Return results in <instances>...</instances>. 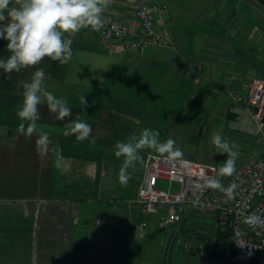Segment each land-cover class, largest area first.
Wrapping results in <instances>:
<instances>
[{
  "label": "crops",
  "instance_id": "0c3cea01",
  "mask_svg": "<svg viewBox=\"0 0 264 264\" xmlns=\"http://www.w3.org/2000/svg\"><path fill=\"white\" fill-rule=\"evenodd\" d=\"M157 1L169 7V47L106 53L86 28L70 37L66 63L45 58L19 73L0 70V264H226L217 255L185 253L181 238L196 234L180 235L177 227L137 238L128 200L142 160L122 185L115 144L145 128L158 131L161 142L178 137L211 85L218 99H230L232 122L250 138L254 120L231 94L244 92L249 77H264V0ZM134 9L135 0H114L102 18L124 20ZM9 55L0 40V58ZM37 68L48 90L67 100L70 119L91 125L94 144L65 136L69 118L55 119L46 105L37 125L52 140L47 153L37 150L38 133L27 139L17 131L21 82Z\"/></svg>",
  "mask_w": 264,
  "mask_h": 264
},
{
  "label": "built area",
  "instance_id": "2783aa9c",
  "mask_svg": "<svg viewBox=\"0 0 264 264\" xmlns=\"http://www.w3.org/2000/svg\"><path fill=\"white\" fill-rule=\"evenodd\" d=\"M168 14L169 7L157 0H135L130 17L102 18L101 30H89L106 53L136 52L146 44L169 47L171 32L164 25ZM231 95L254 120L251 133L255 148L236 166L234 176L222 178L226 187L232 181L237 183L234 197L228 200L222 192L204 186L206 178L216 176L215 164L197 162L186 155L167 159L148 151L141 162L140 181L128 203L135 210L133 227L139 239L159 229L177 227L185 218L208 215L211 220L206 224L223 236L227 245L219 253L226 264H264V77H249L244 92ZM159 180H168V187L159 188ZM172 182L178 187L172 188ZM252 215L260 218L254 226L245 223V218ZM181 247L185 253L213 258L212 247L201 235L183 238Z\"/></svg>",
  "mask_w": 264,
  "mask_h": 264
},
{
  "label": "clouds",
  "instance_id": "9594fccd",
  "mask_svg": "<svg viewBox=\"0 0 264 264\" xmlns=\"http://www.w3.org/2000/svg\"><path fill=\"white\" fill-rule=\"evenodd\" d=\"M113 2L114 0H0V40L6 41V49L10 53L6 59L0 58V70L5 74L19 73L23 69L35 68L45 58L66 63L72 57L70 37L86 28L101 30L104 24L102 14ZM21 86L22 101L17 111L21 122L17 131L27 139L38 133L36 145L40 154L47 153L52 145L50 135L38 129L41 105H46L57 120L69 118L65 125V136L74 135L80 142H96V137L91 136V125L79 119H70L72 110L68 107L67 100L48 90L43 68H37L31 80L21 82ZM82 103L84 106L87 104L84 97ZM159 135L158 131L145 128L138 137L133 135L125 141L116 142L115 156L123 157L118 171L119 183L126 185L129 182V169L143 159L140 155L143 149H152L167 159L182 157L183 153L176 147L174 139L169 137L161 142ZM211 142L227 158L216 170L215 177L205 179L204 186L222 192L226 199L231 200L238 185L232 181L226 187L222 178L236 173V161L239 157L237 146L226 141L219 132L212 136ZM259 222L260 218L256 215L245 218V223L249 225L254 226Z\"/></svg>",
  "mask_w": 264,
  "mask_h": 264
},
{
  "label": "rangeland",
  "instance_id": "374dc122",
  "mask_svg": "<svg viewBox=\"0 0 264 264\" xmlns=\"http://www.w3.org/2000/svg\"><path fill=\"white\" fill-rule=\"evenodd\" d=\"M214 89L213 85H211V96L206 97L204 100L196 101L197 107L194 121L189 124L187 129L182 128L178 137H172V139L175 140L176 147L182 151L183 155L197 162L215 164L219 168L221 163L227 158L226 154L218 150L211 142L212 136L219 132L226 141L234 143L237 146L239 152V157L236 161L237 166L245 158V155L250 152V146L253 144L252 133H248L250 138H242V133L236 129V123L232 122L233 118L231 119V115H229L231 113L229 112L231 107L229 104L231 102L230 99L226 97L218 99L214 96ZM138 178V174L133 176V183L135 181L139 183L140 178L139 180ZM170 184L172 188L178 187L176 182ZM168 185V180H159L157 186L166 189ZM209 220L211 218L208 215L189 217L184 219L175 228V231H179L180 235L195 233L196 235L205 237L207 245L213 249V255L221 258L218 252H216L220 246L218 240L220 235L206 224ZM213 236L216 240L212 242ZM174 237L176 236L174 235ZM182 240L183 238H181Z\"/></svg>",
  "mask_w": 264,
  "mask_h": 264
},
{
  "label": "trees",
  "instance_id": "16d2710c",
  "mask_svg": "<svg viewBox=\"0 0 264 264\" xmlns=\"http://www.w3.org/2000/svg\"><path fill=\"white\" fill-rule=\"evenodd\" d=\"M218 240H219V245L220 246L218 247V249H217L216 252H221L227 245H226V243L224 241V237L223 236L220 235V237L218 238Z\"/></svg>",
  "mask_w": 264,
  "mask_h": 264
},
{
  "label": "water",
  "instance_id": "95a60500",
  "mask_svg": "<svg viewBox=\"0 0 264 264\" xmlns=\"http://www.w3.org/2000/svg\"><path fill=\"white\" fill-rule=\"evenodd\" d=\"M231 245V244H230Z\"/></svg>",
  "mask_w": 264,
  "mask_h": 264
}]
</instances>
